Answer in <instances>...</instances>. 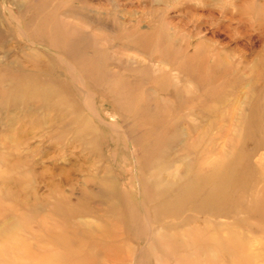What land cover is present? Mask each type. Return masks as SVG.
<instances>
[{"label":"rangeland","instance_id":"obj_1","mask_svg":"<svg viewBox=\"0 0 264 264\" xmlns=\"http://www.w3.org/2000/svg\"><path fill=\"white\" fill-rule=\"evenodd\" d=\"M263 51L264 0H0V264H264ZM43 94L91 119L99 163L21 118ZM95 165L121 212L108 187L82 192ZM218 167L221 188L188 185ZM113 209L131 252L50 239L100 236Z\"/></svg>","mask_w":264,"mask_h":264},{"label":"bare ground","instance_id":"obj_2","mask_svg":"<svg viewBox=\"0 0 264 264\" xmlns=\"http://www.w3.org/2000/svg\"><path fill=\"white\" fill-rule=\"evenodd\" d=\"M264 52V51H263ZM262 52V53H263ZM261 53V52H260ZM264 54V53H263ZM262 55V54H261ZM264 56V55H263ZM261 72V71H260ZM257 78V77H256ZM257 83H258V81H257ZM50 84V83H49ZM259 84V83H258ZM233 85V84H232ZM234 86H232V88H233ZM51 89V88H50ZM253 89V88H252ZM234 91V90H233ZM226 92V91H225ZM55 93H53V95H54ZM58 94H59V92H58ZM57 94V95H58ZM40 95V94H39ZM42 96V95H41ZM60 96V95H59ZM29 98L31 99V101L30 102H33V101H35L34 103H38V104H40V109L43 111V112H45L46 114H43L42 115V117H39V118H37L38 120H35L34 121V119H32V117L33 116H35V114L37 113V112H35V110H33V109H30V108H27V109H25V114L24 115H22L21 116V118H26V119H28L29 120V126L30 127H32V128H40L41 129V127H46L45 129L47 130V133L49 134V133H52V136L50 137L52 140H54L57 144H60V143H65L64 145H65V147L66 148H78L79 149V151H81V152H88V153H86V154H88V156L90 157V158H92L93 159V161H98L97 163H99L100 162V160H101V157H100V154H98V148H97V146H96V138L93 136V128H92V122H91V119H89V118H86L83 114L81 115L80 113H78V112H76V114H74V111H73V106L71 105V104H66V101H63V96H62V98H58V97H51V96H48V95H45V94H43V96L42 97H39L38 99L39 100H35V97H31V96H29ZM32 98H34V99H32ZM216 104V103H215ZM228 106H229V104H228ZM219 113V112H218ZM53 117V118H52ZM21 118H18V119H21ZM13 119V118H12ZM12 119H8L9 120V122H10V125H9V129H10V127H11V125L14 123L13 122V120ZM6 121V120H5ZM183 122V121H182ZM101 123V122H100ZM212 123V122H211ZM95 124V123H94ZM179 124V123H178ZM214 124V123H213ZM212 124V125H213ZM211 125V127H213ZM94 126V125H93ZM96 126V125H95ZM191 126H193V125H191ZM20 128H22V126L20 127ZM8 129V130H9ZM112 129H113V127H112ZM44 130V129H43ZM16 132V131H15ZM14 132V133H15ZM19 134V136L21 137V133L19 132L18 133ZM10 135H12L11 133H9V131H8V136H6L5 137V143H6V146L8 145L9 146V149L10 150H13L11 147H13V148H17V152H19L20 150H19V147L18 146H23V143L22 142H18V140H19V138H18V136H17V134H14V135H12V137H10ZM96 135V134H95ZM18 139V140H17ZM65 141V142H64ZM16 143V144H15ZM26 143V142H25ZM14 151V150H13ZM136 151V150H135ZM10 154V153H9ZM8 153H7V157H4L5 159L6 158H9L10 157V155H9ZM68 157H70V155L68 156ZM88 157V158H89ZM86 158V157H85ZM135 158V157H134ZM84 160V159H83ZM19 162H20V160H19ZM137 162V161H136ZM20 163H24V162H20ZM96 164V163H95ZM168 164V163H167ZM168 165H170V164H168ZM29 166V165H28ZM93 167V171H92V174L88 177V178H86V179H84V181H83V183H84V185L83 186H85V189L83 188L82 189V192H85V190H86V187L89 185H97V186H99V187H108L109 188V190H110V192L112 193L111 195L112 196H114V202H116L117 204H118V208H120L121 209V206H120V198L118 199L116 196H118V195H120V187L121 186H119V182L116 180V179H114L112 176H110L109 174H108V168H102L101 166H92ZM70 168H72V167H70L69 166V169ZM75 168V167H74ZM222 167H218V168H213V169H211V171L209 172V173H207V175L206 174H203V175H194L193 177H192V179L190 178L189 179V183L188 182H186V183H188V185L189 184H191L192 182H194L195 181V185L196 186H198L199 184H201L202 182H204L205 184H209V185H216V189H219V188H221L222 187V185H224L223 184V182H224V178L223 179H220L221 180V182H219V181H217V179L219 178L218 177V174H220V171L221 170H219V169H221ZM78 169V168H77ZM72 170H74L73 168H72ZM116 170V169H115ZM64 171L66 172V169H64ZM77 171V170H76ZM75 171V172H76ZM32 172V170H30L29 172H27V176L28 175H32L33 173H31ZM69 172H66V173H64V174H60V180L63 182H67L68 184L71 182L70 181V178H69ZM164 174V173H163ZM167 175H169L168 173H166ZM40 175H42V174H40ZM68 175V176H67ZM99 175H102V176H99ZM147 175V174H146ZM105 176V178H103ZM165 177V176H164ZM163 177V178H164ZM42 178V177H41ZM159 178V177H158ZM162 177L160 176V178H159V180L161 179ZM216 178V179H215ZM220 178H221V176H220ZM164 180H165V178H164ZM143 182V184L145 185V187H147V179L145 178V176H144V178H143V180H142ZM153 181V180H152ZM62 182H59V183H61L62 184ZM57 184V185H53V186H56L55 187V189L56 188H59V187H61V184ZM27 185H29L28 183H26ZM55 184V183H54ZM140 185H141V183H139V187H140ZM183 185V184H182ZM186 185V184H185ZM188 185H186V186H188ZM30 186V185H29ZM71 186V185H70ZM96 186V187H97ZM185 186V187H186ZM31 187V186H30ZM91 187H93V186H91ZM168 187V186H167ZM71 190H72V188H74V187H69ZM80 188H82V187H80ZM179 188V187H178ZM29 189V188H28ZM166 189V188H165ZM180 189V188H179ZM192 189L193 190H191V194H192V192H195L196 191V188H194V187H192ZM216 189L214 188L213 190H211V192H209V196H212L213 195V197L215 196V194H216ZM24 190V189H23ZM100 190V189H99ZM103 190H105V189H103ZM126 190V189H125ZM171 190V189H170ZM105 192V191H104ZM108 192V191H107ZM71 193V192H70ZM168 193V192H167ZM59 194V193H58ZM66 194V193H65ZM69 194V193H68ZM94 194V193H93ZM97 194V193H96ZM110 194V193H109ZM108 194V195H109ZM164 194V193H163ZM180 194V193H179ZM177 195V194H175L176 196L175 197H173V200H171L170 201V205H172V204H174V205H177L178 206V204H183V201H185V198H187L186 197V195ZM60 195H62V194H60ZM60 195H57L56 197H58V196H60ZM82 195V194H81ZM83 196V195H82ZM92 196V195H91ZM106 196V195H105ZM157 196V195H156ZM160 196V195H159ZM62 197V196H61ZM64 197V196H63ZM85 197V196H84ZM89 198H90V196H88ZM93 197L95 198V196L93 195ZM104 197V196H103ZM111 197V196H110ZM55 198V197H54ZM58 198H60V197H58ZM68 198H70V197H68ZM80 198V197H79ZM81 198H83V197H81ZM164 198V197H163ZM169 198H171V197H169ZM104 199V198H103ZM158 199H160V197L158 198ZM167 199V198H166ZM56 200V199H55ZM58 200V199H57ZM69 200V199H68ZM116 200V201H115ZM168 200V199H167ZM205 200H208V195H207V197H206V199ZM79 201V200H78ZM90 201V200H89ZM92 201H94V200H92ZM102 201V200H101ZM103 201H105V200H103ZM155 201H156V199H155ZM158 201V200H157ZM55 202H57V201H55ZM61 202V201H60ZM59 202V203H60ZM63 202V201H62ZM68 202V201H67ZM81 202V201H80ZM96 203H97V200L95 201ZM94 202V203H95ZM167 202H169V201H163V202H161L160 201V203L159 202H157L156 204H158V205H156V206H154L155 208H154V210L155 211H159V210H162V209H164L165 208V205H166V203ZM65 202H63V204H64ZM79 203V202H78ZM54 204V203H53ZM52 204V205H53ZM62 204V205H63ZM68 203H66L65 204V206L67 205ZM77 204V203H76ZM83 204V203H82ZM103 203L101 202V205H102ZM23 205H24V203H23ZM90 205V204H89ZM93 205H95V204H93ZM116 205V204H115ZM210 205H212V204H210ZM26 206V205H25ZM56 206V207H55ZM91 206V205H90ZM96 206V205H95ZM167 206H168V203H167ZM54 207L55 208H58V206H57V204H55L54 205ZM68 207V206H67ZM70 207V206H69ZM81 207V206H80ZM87 207V206H86ZM104 207V206H103ZM82 208H85V207H82ZM117 208V209H118ZM170 208V207H169ZM60 209V208H59ZM74 209V208H73ZM100 209V208H99ZM110 209V208H109ZM115 209V208H114ZM113 209V213H110V215L108 216V214L105 216V217H109V218H103V220H105V222H106V225H107V231L105 232V230H104V232H103V234H99L100 236H97L96 234H95V232L94 231H88V232H86L85 233V236H82V237H80V238H77L76 236L74 237V239H70V238H67V237H65V236H63V234H61L60 233V231H58V229L54 226V227H52L51 229H50V239L52 240V238H55L56 239V241H58L59 243H61V241H62V245L65 247V248H67V249H69V247H70V245L68 244V243H66V242H70V241H73V242H77L76 244L78 245H80V247H81V245H85V244H88L87 242H89V241H91V248L90 249H88V252L87 253H91V251L92 252H96V251H98V252H101V251H106V252H109V253H122L123 251H130L131 250V248L129 247V246H127V247H125V243H124V239H125V235H124V233H123V231L118 227V224L116 223L117 221H119V220H121V216H120V214H119V212H121L122 211V209L119 211V210H117V211H115ZM126 214H128V215H130L131 213H132V208L131 207H129L128 208V206H126ZM166 209H168V208H166ZM55 210V209H54ZM64 211H66L65 210V208L63 209ZM72 210V209H71ZM88 210V209H87ZM111 210V209H110ZM172 210V209H171ZM81 211V210H80ZM112 211V210H111ZM119 211V212H118ZM131 212V213H129V212ZM165 211V210H164ZM56 212H58V210L56 211ZM73 212V211H72ZM79 212V211H78ZM77 212V213H78ZM125 212V211H124ZM82 213V212H81ZM105 213H107V212H105ZM55 213H53V215H54ZM115 214H119V215H117L116 217L114 216L113 217V215H115ZM167 214H169V213H167ZM56 215V214H55ZM54 215V216H55ZM93 215V214H92ZM133 215V214H132ZM134 216V219H135V215H133ZM89 217V216H88ZM144 217H145V215H144ZM165 217V216H164ZM100 218V217H99ZM114 218L115 220H113V221H110V220H112V219ZM132 218V217H131ZM169 218V217H168ZM134 219H133V223H132V226L135 224V221H134ZM165 219V218H164ZM48 220V219H47ZM137 220V219H136ZM101 221V220H100ZM120 222V221H119ZM100 223V222H99ZM98 223V224H99ZM130 223V222H129ZM68 224V223H67ZM75 224V223H74ZM101 224H103V223H101ZM123 224V223H122ZM76 225V224H75ZM104 225H105V223H104ZM119 225H120V223H119ZM68 226V225H67ZM76 227V226H75ZM92 227V226H91ZM129 227H131V225L129 226ZM67 228V227H66ZM73 228H74V226H73ZM161 229L162 230H168V229H166L165 227H161ZM171 229V228H170ZM101 232V233H102ZM97 233V232H96ZM76 235V234H75ZM151 235H152V233H151ZM72 236H74V233L72 234ZM80 239H84V240H80ZM61 240V241H60ZM76 240H78V241H76ZM126 240V239H125ZM22 245H24V243L22 244ZM18 246V245H17ZM25 247V246H24ZM18 248H20V246L18 247ZM14 252L17 250V247H15L14 249ZM13 250L11 251L12 253H13ZM10 252V253H11ZM69 252H70V250H69ZM131 252V251H130ZM25 253V252H24ZM79 253L80 254H82L81 253V251H79ZM20 254V253H19ZM79 254V255H80ZM83 254H85L84 252H83ZM24 255V254H23ZM17 256V255H16ZM21 256H22V254H21ZM24 256H28L27 254H25ZM81 256H84V255H81ZM6 258H8V257H6ZM19 258V257H18ZM15 259L17 260V258L15 257ZM83 260H84V258H83ZM49 261H44V263H48Z\"/></svg>","mask_w":264,"mask_h":264}]
</instances>
